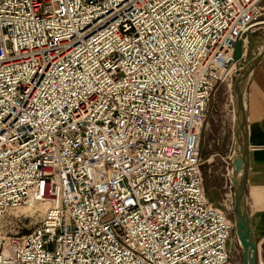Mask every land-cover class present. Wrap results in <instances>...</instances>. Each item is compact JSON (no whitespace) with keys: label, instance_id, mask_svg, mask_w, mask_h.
Masks as SVG:
<instances>
[{"label":"built area","instance_id":"2783aa9c","mask_svg":"<svg viewBox=\"0 0 264 264\" xmlns=\"http://www.w3.org/2000/svg\"><path fill=\"white\" fill-rule=\"evenodd\" d=\"M263 18L264 0H0V264H233L202 134ZM40 203L28 230L4 222Z\"/></svg>","mask_w":264,"mask_h":264},{"label":"crops","instance_id":"0c3cea01","mask_svg":"<svg viewBox=\"0 0 264 264\" xmlns=\"http://www.w3.org/2000/svg\"><path fill=\"white\" fill-rule=\"evenodd\" d=\"M244 40V46L247 47V37ZM244 103L250 147L247 204L251 226L258 241L257 264L260 262L264 264V55L248 76L244 88ZM210 135L208 142L210 159L214 161L221 158L224 162L231 163L237 148L233 113H230L226 126L218 128L213 123ZM225 182V185L230 183L233 189L231 172L226 173ZM223 186L207 185L208 197L219 203L224 194Z\"/></svg>","mask_w":264,"mask_h":264},{"label":"water","instance_id":"95a60500","mask_svg":"<svg viewBox=\"0 0 264 264\" xmlns=\"http://www.w3.org/2000/svg\"><path fill=\"white\" fill-rule=\"evenodd\" d=\"M254 30L247 32L248 45L244 37L235 45L234 59L240 64L234 86L233 101L236 114L235 137L237 148L232 158L231 180L233 183L235 232L242 247L243 264H257L258 241L252 229L247 204V178L249 170L250 147L248 140V121L244 103V88L250 72L264 55V45L256 50L257 39Z\"/></svg>","mask_w":264,"mask_h":264},{"label":"rangeland","instance_id":"374dc122","mask_svg":"<svg viewBox=\"0 0 264 264\" xmlns=\"http://www.w3.org/2000/svg\"><path fill=\"white\" fill-rule=\"evenodd\" d=\"M254 33L258 42L256 45V50H260L263 47L262 45H264V23H259L258 28ZM233 105V87L230 89L227 85L220 83L209 103L207 119L203 127L202 156L204 158V162L202 165V170L204 174V185L206 190L207 185H224L222 188V192L224 193L223 198L219 200V203L224 207L226 212H228L234 218L233 189L230 183L225 185L226 173L230 174V170H232V164L224 162V160L221 158H216L214 161L211 160V155L209 153L210 151L208 150V142L209 138H211L210 131L213 127V123H215L216 127L218 128H221L222 125L226 126L230 113H233ZM235 123L236 119H234V125ZM230 155L231 154H229V156ZM27 209L28 208H22L14 211L13 213H9L10 215L6 217L4 222L6 223L8 220H10L13 215L22 214L18 219V225L20 228L15 227V229H20V231L28 230L39 220L40 213L36 212L37 210L35 209H32L31 211H28ZM40 209L42 211L44 210L41 207ZM230 246L232 248V263L243 264L242 247L235 232V228L230 238ZM260 264L263 263L260 262Z\"/></svg>","mask_w":264,"mask_h":264},{"label":"bare ground","instance_id":"6f19581e","mask_svg":"<svg viewBox=\"0 0 264 264\" xmlns=\"http://www.w3.org/2000/svg\"><path fill=\"white\" fill-rule=\"evenodd\" d=\"M259 23H264V20L262 19V20H260L259 22H258V24ZM263 46V45H262ZM235 109V108H234ZM47 204H45V203H40V204H38L36 207H34V206H30V205H26V206H21V207H18V208H14V209H11L10 210V213H13L14 211H16V210H19V209H22V208H28L27 210L29 211H31L32 209H35V210H41L40 209V207L41 208H43L44 210L43 211H41V214L45 211V209L47 208ZM37 212V211H36ZM40 213V212H39Z\"/></svg>","mask_w":264,"mask_h":264}]
</instances>
